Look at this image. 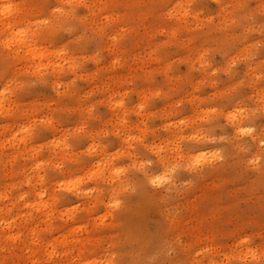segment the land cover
<instances>
[{
    "label": "rangeland",
    "instance_id": "374dc122",
    "mask_svg": "<svg viewBox=\"0 0 264 264\" xmlns=\"http://www.w3.org/2000/svg\"><path fill=\"white\" fill-rule=\"evenodd\" d=\"M0 264H264V0H0Z\"/></svg>",
    "mask_w": 264,
    "mask_h": 264
}]
</instances>
